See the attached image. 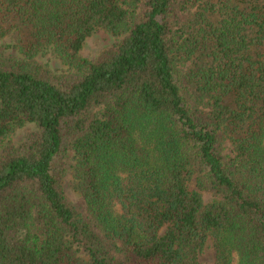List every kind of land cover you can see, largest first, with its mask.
Listing matches in <instances>:
<instances>
[{"label": "trees", "instance_id": "obj_1", "mask_svg": "<svg viewBox=\"0 0 264 264\" xmlns=\"http://www.w3.org/2000/svg\"><path fill=\"white\" fill-rule=\"evenodd\" d=\"M0 38V139L35 127L0 153V264H199L207 234L264 264V0H0Z\"/></svg>", "mask_w": 264, "mask_h": 264}, {"label": "rangeland", "instance_id": "obj_2", "mask_svg": "<svg viewBox=\"0 0 264 264\" xmlns=\"http://www.w3.org/2000/svg\"><path fill=\"white\" fill-rule=\"evenodd\" d=\"M121 36H116L103 29L94 30L89 36H87L80 48V55L86 58L90 62H94L102 53L111 50L114 45L119 41ZM0 54L8 59L19 58L21 55L11 47L10 42L5 38H0ZM36 59L48 69L55 73L63 71L66 66L59 62L48 49L42 50L36 55ZM34 124L26 123L20 128H16L13 132L6 137L0 139V153L2 149L7 145H17L22 141L25 130L34 129ZM225 153L229 154V145L226 143L224 147ZM72 151L68 150L63 158V164L60 167V187L67 198L74 202L78 198L77 192L72 187V177L70 174V165L72 164ZM188 188L192 189L193 185L188 184ZM204 198H207V194L202 192ZM215 255L214 239L213 236L207 234L199 252L198 262L199 264H213Z\"/></svg>", "mask_w": 264, "mask_h": 264}]
</instances>
